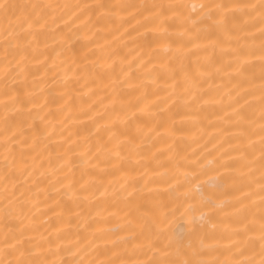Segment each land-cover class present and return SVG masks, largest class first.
Returning a JSON list of instances; mask_svg holds the SVG:
<instances>
[{"label":"snow or ice","instance_id":"obj_1","mask_svg":"<svg viewBox=\"0 0 264 264\" xmlns=\"http://www.w3.org/2000/svg\"><path fill=\"white\" fill-rule=\"evenodd\" d=\"M106 7L122 11L133 9L129 15L138 25H155L154 30L161 33V46L173 53L168 64L160 65L161 70L174 81L169 94L171 103L179 102L184 106L198 101L207 103L203 100V84L223 67H227L230 77L236 80L233 90L229 92L231 102L228 108L235 117L239 135L248 137L245 153L252 157L248 160V175L252 176L258 164L259 179H253L248 191L241 192L240 197L236 198L231 215L237 217V227L224 225L227 233L225 245H220L216 240L207 242L205 224L208 221L203 212L197 215L194 210L186 211L184 217L187 225L177 232L169 227V216H174V211L169 210L164 201L152 200L151 207L146 208L143 194L151 191L147 185L155 181L145 180L140 185L136 179V176L144 179L147 175V169L144 173L138 171V167L143 165L137 159L140 156L137 140L144 141L154 129L145 131L139 122L143 116L138 114L155 119L157 113H153L147 104L141 106L139 97L135 102L121 99L119 108L115 106L116 100H111V109L105 105L103 113L90 116L85 113L92 127L81 129L83 135L78 132L75 140L71 135L61 137L64 141L61 145L63 151H49L48 167L45 171H39L44 167L43 163H37L41 145L44 139L50 137L49 126L52 131L55 130V123L42 115L40 119L45 121V128L32 135H26L27 129L22 125L30 117L32 107L41 111L47 107V101L37 103V82L32 67L39 64L44 68L45 75L51 71L46 66L48 57L43 61L36 59L40 37L48 38L50 35L53 43H70L69 33L74 35L80 31V27L75 26L80 24L90 28L93 24L91 14ZM66 10L71 11L70 16ZM0 20L3 21L0 24V264H264V0H247L243 3L238 0H203L198 4L187 0H157L153 3L115 6L88 3L61 5L54 2L23 4L0 0ZM70 24L75 27V32L69 27ZM173 33L179 40L170 42L169 37ZM94 36L95 33L91 32L86 39L96 47H103L95 45ZM172 43L177 44L175 49L171 47ZM61 48L63 50V43ZM89 55L92 53L83 54V64L75 59L72 61L77 64V72L81 73L77 81L85 78L95 80L107 75L114 92L125 85L128 88L139 87V84L132 82L130 63L125 71V62L121 60L117 73V57L113 52L106 51L91 61ZM223 57L228 58L226 64ZM52 61L53 67H57L55 57ZM143 64L141 60L140 66ZM29 76L33 78L31 84ZM21 79L24 82L23 90L16 87ZM53 84L63 89L58 99L68 97L60 108L62 111L64 107H69L73 89L59 72L55 74ZM39 91L43 92V89ZM232 91H235V95H232ZM91 109L89 105L88 111ZM32 127L27 126L28 129ZM252 136L258 140V155L254 154L256 141L250 138ZM248 148L252 152H248ZM77 154L82 161L84 158L95 160L92 166L98 168L101 175L108 169L120 171L128 165V178L111 192L108 185L94 177L86 182L87 186L82 185L78 190L73 164V157ZM215 162V159L201 157L191 164L203 172ZM37 172L45 178L51 177L53 193H71L77 208L80 207L79 192L87 191L90 187L93 197L99 193L110 201L114 210L112 214L127 210L125 215L131 216L133 211L136 212V220L140 222L139 231H136V222L129 220L131 230L128 236L116 239L105 237L98 241L95 236L89 238L77 234L75 240H65L59 235L52 240L38 233L33 213L40 191L34 178ZM195 174L194 169L191 175ZM163 175L168 176V170ZM189 176L185 172L184 180L189 181ZM168 179L172 181L167 189L169 198L178 199L183 184L176 173H172ZM251 184H255V189ZM224 203L211 196H201V204L209 211L222 209ZM81 218L84 226L88 227L91 217L83 215ZM105 231L111 232V229ZM126 239L137 241L135 248L143 259H125L118 241ZM65 254L71 259H64Z\"/></svg>","mask_w":264,"mask_h":264},{"label":"bare ground","instance_id":"obj_2","mask_svg":"<svg viewBox=\"0 0 264 264\" xmlns=\"http://www.w3.org/2000/svg\"><path fill=\"white\" fill-rule=\"evenodd\" d=\"M13 2L23 4L54 2L61 5L88 3L115 6L153 3L157 0H13ZM187 2L198 4L203 0H187ZM223 2H230V0H223ZM238 2L243 3L247 0H238ZM71 11H68L69 16ZM133 11V9L122 11L115 7L94 11L91 14L93 24L90 28L77 24L75 27H80V31L75 32V27L69 25L75 32L74 35L69 33L70 43L67 41L53 43L50 35L48 38L40 37L36 59L43 61L45 57H48L46 66L51 71L45 75L44 68L39 64H33L32 67L37 82V103L44 104L47 101V107L43 111L32 107L30 117L26 124L22 125L27 129L26 135H32L45 128V121L40 119L42 115L46 117V120L55 123V130L52 131L49 126L50 137L42 142L41 154L37 158V163H43L44 167L39 171L47 169L49 151L52 153L57 150L63 151L61 145L64 141L61 137L71 135L75 140L78 132L83 135L81 129L92 127L85 113L88 116L93 113H103L105 105L111 109L112 105L109 103L111 100H116L115 106L119 108L121 99L125 102L129 100L135 102L139 97L141 106L147 104L153 113H157L155 119L138 114L143 116L139 122L145 131L150 128L154 129L144 141L137 140L140 144V156L137 159H140L143 165V167H138V171L144 173L147 169V175L144 179L136 176V179L140 185H143L145 180L155 181L147 185L151 191L143 194L146 208L151 207L152 200L164 201L168 209L174 211V216H169V227L177 232L187 225L184 217L186 211L194 210L197 215L203 212L208 221L205 224L207 242L212 243L216 240L220 245H225L227 233L224 231V225L227 224L230 228L237 227V217L231 215L236 198L240 197L241 192L248 191V185L253 179H259L258 164L252 176L248 175L250 167L248 160L252 158L245 153L248 137L239 135L235 117L228 108L231 102L229 92L233 90L236 80L230 77L229 69L223 67L219 73H214L212 78L203 84V100L207 103L198 101L188 106L179 102L171 103L169 94L172 92L174 81L161 70L160 65L168 64L173 53L161 46L163 38L159 31L154 30L156 26L138 25L129 15V12ZM65 18L67 19V16ZM137 19L140 18L137 17ZM2 23L3 21L0 20V24ZM64 31L67 32V29ZM91 32L95 33L93 37L95 45L103 47H96L89 43L86 36ZM178 40L179 38L174 33L169 37L170 42ZM61 43H63V50ZM176 46V43L171 44L173 49ZM106 51L113 52L117 57V73L121 60L125 62V71L128 70V64H131L132 82L139 84V87L128 88L125 85L114 92L107 75L95 80L85 78L77 81V76L81 73L77 72V64L72 61L75 59L79 64H83L82 57L85 52L92 53L89 55V61H91ZM53 57L56 58L57 67H53ZM227 59L223 57L225 64ZM141 60L144 61L143 66H140ZM37 68L39 71H35ZM256 70L258 74V66ZM57 72L67 79L68 86L73 89L69 107H64L62 111L60 108L65 101H68V97L65 96L63 100L58 99L63 89L58 84H53ZM32 79V76L28 77L30 84ZM23 83L22 79L18 80L16 87L23 90ZM40 89H43V92H40ZM232 95H235V91H232ZM89 105L92 106L91 111H88ZM257 123H259L258 119ZM28 125L33 127L28 129ZM250 138L256 141L254 154L258 155L257 137ZM45 148L47 150H43ZM247 151L252 152V149L248 148ZM201 157L215 159L216 162L201 172L198 167L191 164L192 161ZM53 163H55V156H53ZM73 164L77 181L75 187L78 190L82 185L87 186L86 182H90L94 177L97 181L108 185L109 192H111L113 188L118 189L120 184L128 178V165L120 171L108 169L101 175L99 169L92 166L95 160L88 161L84 158L82 161L77 154L73 157ZM194 169L196 174L191 175ZM165 170H168V176L176 173L178 180L183 184V187L179 189L181 195L178 199L169 198L167 189L172 181L168 179V176L163 175ZM82 172L83 178H81ZM185 172L190 174L189 181L184 180ZM209 177L212 179L209 180ZM34 178L38 181L40 191L36 197L38 203L33 213L37 231L45 237L56 240L59 235L65 240H75L76 235L79 234L81 237L95 236L98 241H102L105 237L109 239L127 237L131 230L129 220L136 222V231H139L140 222L136 220V212L133 211L131 216L125 215L127 210L112 214L114 210L110 206V201L100 196L99 193L93 197L92 188L89 187L87 191L79 192L80 207L77 208V202L74 201L71 193H53L50 184L51 177L45 178L37 172ZM56 187L59 188V185L57 184ZM251 187L255 189L256 186L251 184ZM201 196L223 200L224 206L222 209L209 211L201 204ZM78 212L81 215H77ZM83 215L91 217L88 227L84 226L81 218ZM213 225L216 227L213 228ZM58 229L59 232H57ZM107 229H111V232L105 231ZM136 243L137 241L131 239L118 241V247L125 259L134 261L144 258L135 248ZM236 258L240 259V257ZM64 259H71V256L65 254ZM256 259L258 260L259 256Z\"/></svg>","mask_w":264,"mask_h":264}]
</instances>
